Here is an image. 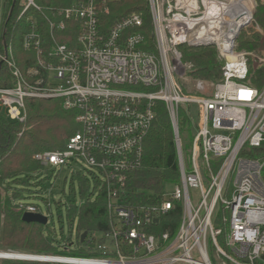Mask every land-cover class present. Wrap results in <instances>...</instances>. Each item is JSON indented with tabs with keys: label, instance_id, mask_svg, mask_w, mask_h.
Listing matches in <instances>:
<instances>
[{
	"label": "built area",
	"instance_id": "obj_1",
	"mask_svg": "<svg viewBox=\"0 0 264 264\" xmlns=\"http://www.w3.org/2000/svg\"><path fill=\"white\" fill-rule=\"evenodd\" d=\"M18 1L20 17L41 9L38 0ZM147 3L154 50L136 31L143 25L140 14L106 30L98 0H75L60 9L59 20H50L48 46L30 15L22 44L33 57L25 69L4 34L6 4L0 8V71L4 65L10 73V83L0 86L5 115L24 122L28 99L60 98L64 108L77 110L80 129L66 146L39 151L34 159L43 171L63 165L90 168L76 171L94 181L92 191L70 211L79 224L84 205L105 209L101 227L79 228L76 247L52 236L58 252L0 248V264H264V86L250 82L249 53L239 51L234 39L255 21L257 0ZM12 10L13 5L9 15ZM67 20L76 22V39L61 43L55 30L64 31ZM184 45L216 47L222 79L212 91L203 80L195 81L196 93L183 90L180 79L188 78L192 66L183 61ZM158 102L165 104L172 124L180 178L158 193L129 191ZM181 111L192 131L187 157ZM191 189L198 191L197 201ZM177 207L178 218L172 215ZM15 208L22 216H46L43 225L49 222L35 203L19 199ZM164 221L177 226L161 230Z\"/></svg>",
	"mask_w": 264,
	"mask_h": 264
},
{
	"label": "trees",
	"instance_id": "obj_2",
	"mask_svg": "<svg viewBox=\"0 0 264 264\" xmlns=\"http://www.w3.org/2000/svg\"><path fill=\"white\" fill-rule=\"evenodd\" d=\"M75 0H38L41 9L31 8L20 17L21 6L18 0H6L4 34L9 45L12 46L14 57L18 65L26 68L27 60L33 57V52L23 47V37L29 30L28 18L34 16L39 25L45 46L50 45V20H59L58 11L74 3ZM99 16L103 26L108 30L121 18L130 14H140L143 25L136 29L144 34L146 46L155 49L152 18L147 0H98ZM255 21L264 35V0H257ZM13 10L9 15L10 8ZM57 13V14H55ZM67 28L56 31L57 40L61 43L76 39V22L65 21ZM261 34L255 32L246 35L241 32L237 38V48L248 53L258 52ZM183 61L192 64L188 76L195 80H203L208 90L212 91V84L222 79V65L217 49L214 45L181 47ZM249 80L252 84L264 86V65H252L248 55ZM10 83V73L6 66L0 71V86ZM183 85V84H182ZM185 92L196 93L195 88ZM27 118L24 122L9 119L0 112V248H14L32 252H58L54 242L44 234V225L38 222H25L22 213L15 208V201L25 199L20 190H10L5 187L8 180L20 181L23 174L44 172L40 164L34 159L39 151L61 150L67 140L80 129L76 120L78 111L66 109L63 100L28 99ZM156 117L145 141L142 165L130 177L127 187L129 191L141 194L161 192L164 186L179 181L180 172L172 124L163 102L155 106ZM188 118L181 111L180 128L184 130L188 125ZM82 178V177H81ZM87 185L88 179H84ZM180 207L172 211L177 218ZM105 216L103 205L86 204L82 207L79 228L91 230L101 227L100 222ZM176 221H164L161 230L176 228ZM2 264H24L22 262L4 261ZM42 264V263H36Z\"/></svg>",
	"mask_w": 264,
	"mask_h": 264
},
{
	"label": "rangeland",
	"instance_id": "obj_3",
	"mask_svg": "<svg viewBox=\"0 0 264 264\" xmlns=\"http://www.w3.org/2000/svg\"><path fill=\"white\" fill-rule=\"evenodd\" d=\"M5 2L6 0H0V8L2 10H4ZM242 32L248 36L255 32L261 34L258 52H250L248 55L252 65H264V35L260 26L256 21H253ZM238 50L246 51L239 49V47ZM187 77L180 79V82L187 90H192L196 80L193 81L188 75ZM210 91L208 90V92ZM195 108L196 106L192 105V111ZM0 112L5 113L1 105ZM181 136L184 143L185 157H187V147L190 146L192 140V131L189 126L182 130ZM88 170L91 171L90 168ZM88 170H81L78 165H63L54 169L48 168L44 172L31 175L23 174L19 177L20 181L18 182L8 180L5 183V187L10 188V190H20L26 202L37 204L41 212L49 216V222L44 225L43 229L49 239L54 236L56 237L55 242L68 241L73 243L72 247H76L79 243V218L72 215L70 211L74 205H80L83 198L92 191L94 186L91 175L86 174L89 181L85 185L84 180L81 176H78L79 174L76 171L81 174V172L84 173ZM167 188L169 190L172 189V187ZM191 194L193 200L197 201L199 198L198 191L191 189Z\"/></svg>",
	"mask_w": 264,
	"mask_h": 264
},
{
	"label": "water",
	"instance_id": "obj_4",
	"mask_svg": "<svg viewBox=\"0 0 264 264\" xmlns=\"http://www.w3.org/2000/svg\"><path fill=\"white\" fill-rule=\"evenodd\" d=\"M245 26L242 25V27ZM241 27V28H242ZM239 36V33H236L234 35V39H237ZM22 219L25 221V222H38V223H42V224H45L47 222V217L42 215V214H39V213H30V212H26L24 213ZM86 236V232H83L82 236H81V239L83 240L84 237Z\"/></svg>",
	"mask_w": 264,
	"mask_h": 264
}]
</instances>
